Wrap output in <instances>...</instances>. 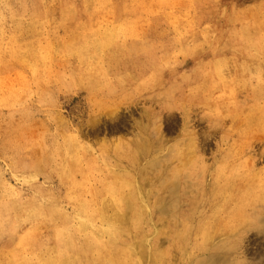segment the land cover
Here are the masks:
<instances>
[{"label": "rangeland", "instance_id": "374dc122", "mask_svg": "<svg viewBox=\"0 0 264 264\" xmlns=\"http://www.w3.org/2000/svg\"><path fill=\"white\" fill-rule=\"evenodd\" d=\"M216 173L210 224L159 218L164 175L191 199ZM254 175L264 0H0V264H264V226L221 234Z\"/></svg>", "mask_w": 264, "mask_h": 264}, {"label": "bare ground", "instance_id": "6f19581e", "mask_svg": "<svg viewBox=\"0 0 264 264\" xmlns=\"http://www.w3.org/2000/svg\"><path fill=\"white\" fill-rule=\"evenodd\" d=\"M204 142H207V141L205 140ZM204 145H206V144H204ZM203 147H205V146H203ZM259 156L262 157L263 154L261 153ZM133 161L136 162L137 161L136 158ZM124 164L126 165L125 162H124ZM141 172L142 171H140L136 175H133V177L136 179L135 180L136 183L140 182V185H141V181H145L144 180L145 174H144V172L143 173H141ZM173 177H175L173 174H172L171 178L168 175H164V177H163L164 181L161 180V182H160V184H161L160 193H159L160 194V197H159L160 205L158 206L159 218L161 220L164 219V216L166 214L163 211V209L165 207L163 209H161V205L165 204L166 201L169 200L170 201L169 205L172 206L171 211H169L170 212L169 218H173V219L182 221L183 222L182 223V229H185L188 226V223L194 219H198L199 221L205 220V221H207L208 224H210L215 217V213L205 214V211L212 208V205L210 204V202H215V201L221 199V196L219 194L222 193V187L215 188V184H214V183L217 184L219 182L220 174L216 173L213 176L210 174L209 178L205 179L204 183L203 182L201 183V185L203 187V193L200 196L194 197L191 199H189L190 197L186 199L187 192H185V191L183 193V196H178V197L176 196V198H174L175 192L173 191L174 186H172V183L174 180ZM254 178H256L257 182H258L257 183L258 185L256 184L257 185L256 187H258L257 192L252 193L250 196L247 195L248 196V197H246L247 202H244L245 204L243 206L239 207V209L235 210V208H230L227 212V215H226L227 216L226 218L228 221L224 222L223 218H222V233L221 234L223 237H224V235H226V233L227 234L232 233L233 232L232 229L237 230L238 231L237 234H239L240 236H243L244 233L246 234L252 230H257V229L259 230L261 228V226H264V176L254 175L251 177V180H253ZM236 179L239 180L240 178L237 176L229 177L228 182L232 181V180H236ZM151 182H153V180H151ZM209 183H210V187H211L210 191L207 190ZM253 184H254V182L251 183L252 186H253ZM121 187L122 186H121L120 180H118L116 188L120 190ZM223 187L224 188L226 187V183H224ZM234 188H235V186H232L229 189L234 191V190H236ZM249 189H251V188H249ZM140 190L141 189H139L138 192H140ZM225 190L227 191V189H225ZM196 195H199V194H196ZM173 198H174V200L172 201ZM186 207H188L189 210H184ZM116 215H117V218H115V219L117 221H115L114 219H109V220L119 222V223H122L125 221V215L119 216V212H117ZM133 218H134L133 216L128 215V219H133ZM138 222H140L139 219L136 221V223H138ZM173 222L175 224L176 221H173ZM229 226H232L233 228L229 227ZM224 228H226V230H224ZM169 229L171 231L170 232L171 240L174 241L175 240L174 238L178 237L177 227L176 228L170 227ZM185 231L188 232V230H185ZM106 232L108 235H110V237L112 239L116 240L118 238V234L116 232H114L112 230H109V231L107 230ZM262 232L264 233V228H262V230L261 229L259 230V233H262ZM199 234L202 237H204L205 239L216 236V234H214V231H210V230H208V228L206 229V231H202V232L200 231ZM218 235H219V233H218ZM121 248L123 249V252L121 251L122 256H126L127 254H137V255L141 254V253H136L138 250H136L131 245H126V246L122 245ZM234 249L235 248H233V246H229L226 249H222V251L231 252ZM110 254L114 255V253H110ZM91 262H92V260H91L90 256H87V259H85V261L82 259V262L80 264H91Z\"/></svg>", "mask_w": 264, "mask_h": 264}]
</instances>
